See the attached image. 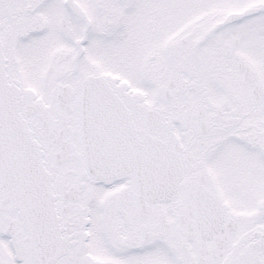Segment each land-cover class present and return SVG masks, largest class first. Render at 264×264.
<instances>
[{
	"label": "snow or ice",
	"instance_id": "obj_1",
	"mask_svg": "<svg viewBox=\"0 0 264 264\" xmlns=\"http://www.w3.org/2000/svg\"><path fill=\"white\" fill-rule=\"evenodd\" d=\"M0 264H264V0H0Z\"/></svg>",
	"mask_w": 264,
	"mask_h": 264
}]
</instances>
